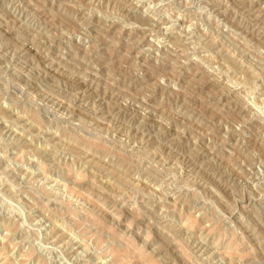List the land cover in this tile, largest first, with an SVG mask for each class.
Returning <instances> with one entry per match:
<instances>
[{"label": "rangeland", "instance_id": "374dc122", "mask_svg": "<svg viewBox=\"0 0 264 264\" xmlns=\"http://www.w3.org/2000/svg\"><path fill=\"white\" fill-rule=\"evenodd\" d=\"M0 264H264V0H0Z\"/></svg>", "mask_w": 264, "mask_h": 264}]
</instances>
